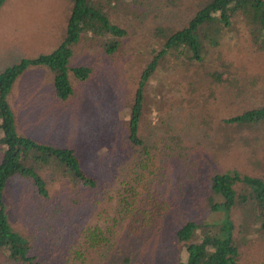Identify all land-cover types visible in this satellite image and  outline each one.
Segmentation results:
<instances>
[{
  "label": "rangeland",
  "instance_id": "1",
  "mask_svg": "<svg viewBox=\"0 0 264 264\" xmlns=\"http://www.w3.org/2000/svg\"><path fill=\"white\" fill-rule=\"evenodd\" d=\"M92 1L128 31L118 49L108 53L106 40L85 35L69 68L88 67L92 73L82 82L69 73L74 93L68 100L55 95L48 68L33 66L16 80L8 102L21 136L74 151L97 185L82 186L54 162L43 173L48 198L28 179L9 182V218L50 264H112L126 253L135 263L178 264L186 258L174 237L180 221L213 223L223 217L205 216L211 174L237 171L264 179V127L223 122L264 106V52L243 20L234 18L221 41L231 71L215 62L216 51L206 63L190 67L166 61L143 87L137 133L142 144L132 145L131 109L142 75L163 45L155 30L185 27L200 0ZM73 5L74 0H0V73L58 50ZM217 71L224 73L222 80L206 76ZM2 139L0 130V144ZM141 208L165 216L142 224L134 219ZM247 213L233 215L239 264H264V234ZM6 262L0 253V264Z\"/></svg>",
  "mask_w": 264,
  "mask_h": 264
},
{
  "label": "trees",
  "instance_id": "2",
  "mask_svg": "<svg viewBox=\"0 0 264 264\" xmlns=\"http://www.w3.org/2000/svg\"><path fill=\"white\" fill-rule=\"evenodd\" d=\"M241 18L250 30L254 43L264 52V0H200L193 18L188 24L175 30L159 27L156 35L163 40L161 50L153 57L142 75L140 88L131 109L129 140L132 145H141L137 133L144 104L143 87L158 73L166 61L174 58L185 66L206 63L210 53L216 51L215 62L224 71H231L233 62L223 54L224 31L231 28L232 20ZM67 36L58 50L43 54L36 59L23 60L0 73V130L3 133L0 148V253L6 257L7 264H50L40 257V251L24 233L17 231L10 221L5 193L9 182L16 178L30 180L40 197L48 198L49 191L43 173L46 166L66 168L74 181L82 186L95 187L97 180L85 174L75 152L52 144H41L19 134L15 114L8 102L16 80L29 67H46L54 74L55 95L63 101L74 93L69 73L78 81H86L92 69L88 67L69 68L74 48L85 35L92 34L102 38L108 53H114L121 45L120 39L128 36V31L110 21L102 6L92 0H74L69 19ZM214 63V60L212 61ZM221 71L207 72L206 76L215 81L222 80ZM230 82V78L226 79ZM238 128L264 127V106L250 108L223 121ZM73 181V182H74ZM206 215L221 214L220 221L210 223L201 218H184L174 230L177 245L183 246L186 258L178 264H239L241 248L236 237L234 213L248 212L246 217L257 225L264 234V179L242 175L237 171L214 173L208 178ZM258 209L262 210L257 213ZM139 209L135 220L150 223L164 218L159 210ZM251 212L256 217H252ZM150 213V214H149ZM245 228L244 224H240ZM252 229V228H251ZM136 230V229H135ZM122 260L112 264H144L133 262L132 254L126 253Z\"/></svg>",
  "mask_w": 264,
  "mask_h": 264
}]
</instances>
